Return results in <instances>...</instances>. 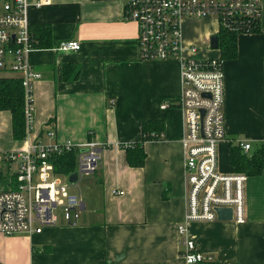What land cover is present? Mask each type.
Returning <instances> with one entry per match:
<instances>
[{
  "label": "crops",
  "instance_id": "crops-1",
  "mask_svg": "<svg viewBox=\"0 0 264 264\" xmlns=\"http://www.w3.org/2000/svg\"><path fill=\"white\" fill-rule=\"evenodd\" d=\"M38 1L41 7H35ZM128 1L28 0L30 31L46 41L26 61L41 78L32 83L30 132L23 94V139L13 136L11 113L0 111V152L41 140L96 142L102 155L95 173L68 184L81 202L77 218L68 223L60 207L55 225L40 234H0V264H185L176 231L187 203L184 113L177 104L180 64L140 59L137 25L124 19ZM261 12L259 29L236 36L237 56L223 66L222 174L234 172L229 156L239 142L250 146L248 156L264 152V0ZM218 34L213 21L182 23L183 46L199 47L204 57L219 55L208 49L210 37ZM65 41L79 42L80 50L57 51ZM0 77L20 74L6 68ZM163 102L168 108L161 109ZM144 123L161 132L143 143V166L131 167L120 146L139 143ZM16 168L2 167L0 190L14 187ZM244 202V224H187L190 238L213 259L205 264H264V164L259 175H247Z\"/></svg>",
  "mask_w": 264,
  "mask_h": 264
},
{
  "label": "built area",
  "instance_id": "built-area-1",
  "mask_svg": "<svg viewBox=\"0 0 264 264\" xmlns=\"http://www.w3.org/2000/svg\"><path fill=\"white\" fill-rule=\"evenodd\" d=\"M42 2L35 3L41 7ZM28 0H0V71L9 68L20 74L25 101V122L30 132L32 120V83L41 75L30 69L26 58L35 50L28 20ZM261 0H129L124 19L138 28V46L142 61H176L180 64L181 93L177 104L184 113L185 135L183 169L187 203L183 222L176 231L182 245L185 264H205V257L190 238L187 224L217 221V209H230L232 221L244 224V185L242 174L218 171V145L225 138L224 71L225 60L202 57L195 46H183L182 23L206 20L220 31L251 34L259 28ZM57 51L78 52L77 41H65ZM209 49V47H208ZM211 50V49H210ZM163 102L161 109L168 108ZM54 136L53 133H48ZM247 154L250 146L238 143ZM75 152L78 179L98 170L102 147L96 142L76 146L71 141L45 143L28 141L24 149L0 152V170L17 164L13 188L0 190V234H40L56 223L53 210L61 207L69 223L77 218L79 198L68 191V183L55 170V160ZM63 177V178H62Z\"/></svg>",
  "mask_w": 264,
  "mask_h": 264
},
{
  "label": "trees",
  "instance_id": "trees-1",
  "mask_svg": "<svg viewBox=\"0 0 264 264\" xmlns=\"http://www.w3.org/2000/svg\"><path fill=\"white\" fill-rule=\"evenodd\" d=\"M259 29V28H258ZM257 29V30H258ZM256 30V31H257ZM34 40L33 47L45 46V36L31 32ZM236 34L220 31L219 56L226 60H233L237 56ZM0 111H9L12 115V133L17 139L24 137V112H23V89L21 79L0 77ZM153 132V133H152ZM161 132L159 126H150L149 123L142 125V140L139 143L120 146L125 150L126 161L131 167H141L144 164L146 153L143 150V143L148 140L157 139ZM75 152L65 154L55 160V170L62 175H71L76 168ZM229 164L236 173H243L246 176H256L262 172L264 164L263 149L256 151L255 154L247 155L238 147H233L229 156Z\"/></svg>",
  "mask_w": 264,
  "mask_h": 264
},
{
  "label": "water",
  "instance_id": "water-1",
  "mask_svg": "<svg viewBox=\"0 0 264 264\" xmlns=\"http://www.w3.org/2000/svg\"><path fill=\"white\" fill-rule=\"evenodd\" d=\"M208 47L211 50L218 49V37L212 36L209 39ZM78 181V173L73 172L71 175L68 176V184L73 185ZM217 220L218 221H231L232 220V212L230 209H217Z\"/></svg>",
  "mask_w": 264,
  "mask_h": 264
},
{
  "label": "rangeland",
  "instance_id": "rangeland-1",
  "mask_svg": "<svg viewBox=\"0 0 264 264\" xmlns=\"http://www.w3.org/2000/svg\"><path fill=\"white\" fill-rule=\"evenodd\" d=\"M193 21H199V20H193ZM260 24V23H259ZM256 32V31H255ZM254 32V33H255ZM196 47V46H195ZM197 48H199V47H197ZM199 50H202V49H200L199 48ZM209 51H211L210 49H209ZM212 51H219V40H218V49L217 50H212ZM198 55H202V53L200 52ZM202 57H204V56H202ZM220 57V56H219ZM21 79V78H20ZM179 98V97H178ZM233 173H235V174H242V175H245L246 176V174H243V173H236V172H233ZM246 178H247V176H246ZM70 187H73V185H70ZM60 207H58V208H56V209H54L53 210V215H55V216H58L59 214H60ZM232 221V220H231Z\"/></svg>",
  "mask_w": 264,
  "mask_h": 264
}]
</instances>
